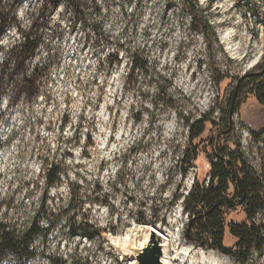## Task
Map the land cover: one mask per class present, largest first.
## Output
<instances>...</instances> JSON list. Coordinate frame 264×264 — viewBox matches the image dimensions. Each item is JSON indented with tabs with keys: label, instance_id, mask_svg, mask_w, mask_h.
I'll use <instances>...</instances> for the list:
<instances>
[{
	"label": "rangeland",
	"instance_id": "obj_1",
	"mask_svg": "<svg viewBox=\"0 0 264 264\" xmlns=\"http://www.w3.org/2000/svg\"><path fill=\"white\" fill-rule=\"evenodd\" d=\"M195 1L218 44L192 30V0H0V221L17 231L32 221L52 227L33 239L24 264H128L114 242L149 226L175 233L168 256L191 264L179 255L195 248L185 198L195 179L208 185V155L225 137L207 124L191 143L185 121L217 122L229 84L264 64V0ZM23 34L40 44L12 74L4 63ZM29 73L36 96L10 105ZM231 123L230 147L264 176V107L248 97ZM49 165L60 182L45 192ZM245 220L239 210L226 217ZM251 222L263 225V214ZM80 223L89 236L73 234ZM234 243L226 230L224 246ZM198 249L212 262L195 256V264H241ZM245 264H264V247Z\"/></svg>",
	"mask_w": 264,
	"mask_h": 264
},
{
	"label": "trees",
	"instance_id": "obj_2",
	"mask_svg": "<svg viewBox=\"0 0 264 264\" xmlns=\"http://www.w3.org/2000/svg\"><path fill=\"white\" fill-rule=\"evenodd\" d=\"M50 1L57 2V0ZM192 1L198 14L194 17L192 30L212 36L214 42L218 44L217 36L212 27L208 25L204 12L197 7L195 0ZM4 26L5 22L1 20L0 32L5 28ZM22 39V42L8 53L4 63V68L12 65V74L16 69L21 70L25 66V60L34 54L40 44V41H31L28 35L23 34ZM136 68L142 70L144 64L135 63L131 69ZM263 70L264 64L261 68L257 67L229 84L228 97L223 98L222 103L217 106L220 113L217 122H209L206 117L198 121L190 119L185 121L191 135V143L202 136L207 124H210L211 129H216L219 137H225L223 145L217 149L214 148L213 152L208 155L210 160L208 185L204 186V183L195 179L191 191L185 198L183 209L189 214V225L185 238L194 246L203 248L207 246L241 264H245L253 252L260 251L264 247V223L263 225H254L251 222L258 213L264 216V176L246 165L243 155L237 147H230L231 143L236 145L232 136L231 118L234 114L239 113L248 97H252L260 106L264 107ZM8 78L10 79V76ZM35 83L36 77L30 73L20 75L16 85L17 96L11 102L9 101L10 105L22 97L33 99L37 94ZM251 135L255 140H259L262 131L251 132ZM214 143L215 140L211 138L210 146ZM196 153L197 149L192 155H185L186 160H195ZM43 170L42 178L46 192L49 187L60 182L61 171L54 168L53 165H49L48 168L44 167ZM231 188L232 192L230 193ZM238 210L246 216L245 222L227 223L228 214ZM46 225L45 228H42L32 221L26 229L17 231L8 223L0 221V264H12L6 260L9 256L14 264H24L32 257L30 246L33 239L36 237L44 239L52 228L47 223ZM91 229L90 225L80 223L73 234L86 237L89 236L88 231ZM192 229L197 231L195 235L189 234ZM226 230L235 239L232 247H225L223 244Z\"/></svg>",
	"mask_w": 264,
	"mask_h": 264
},
{
	"label": "water",
	"instance_id": "obj_3",
	"mask_svg": "<svg viewBox=\"0 0 264 264\" xmlns=\"http://www.w3.org/2000/svg\"><path fill=\"white\" fill-rule=\"evenodd\" d=\"M142 229L138 230L139 235L128 240L129 245L124 249L114 245L121 260L131 264H169L164 236L152 226Z\"/></svg>",
	"mask_w": 264,
	"mask_h": 264
},
{
	"label": "bare ground",
	"instance_id": "obj_4",
	"mask_svg": "<svg viewBox=\"0 0 264 264\" xmlns=\"http://www.w3.org/2000/svg\"><path fill=\"white\" fill-rule=\"evenodd\" d=\"M229 34V33H228ZM228 34L225 36L224 35V37L221 39V41H222V43L223 44H225V45H227V39H228ZM226 47V46H225ZM234 47V46H233ZM227 48H228V46H227ZM230 49V48H229ZM232 50V49H231ZM234 50V49H233ZM239 56V55H238ZM179 214V213H178ZM178 214H176L175 216H174V220L173 221H176L177 219H178ZM139 229V228H138ZM131 232V231H130ZM169 232V236H170V239L172 240V242L175 240L174 239V237H175V233H173L172 231H168ZM128 234L129 233H127V236H125V237H122L121 239H118L117 241H115L114 242V245H119L121 248H125V247H127V245H129V243H128V239H127V237H128ZM173 234V235H172ZM170 243V242H169ZM175 246V245H174ZM166 247H167V256H168V254H170L169 253V249H168V242L166 243ZM170 248V247H169ZM173 251V250H172ZM173 255V254H172ZM179 255H181V258L182 257H186V258H188V260L190 261V263L191 264H195L196 263V261H195V256H199L200 258H201V262H208V263H211L212 262V258L211 257H204V252L203 251H201V249H198V248H194V247H184L183 249H181V251L179 252ZM179 255H177L176 257H178L179 258ZM181 258H179V259H181ZM214 258V257H213ZM168 259L171 261V263L172 264H175L174 262H176L177 260H175L176 258H175V256H174V258H171V257H169L168 256ZM178 259V260H179ZM187 261V260H186ZM124 262H127V261H124ZM128 264H131V263H129L128 262ZM184 264V263H183Z\"/></svg>",
	"mask_w": 264,
	"mask_h": 264
},
{
	"label": "built area",
	"instance_id": "obj_5",
	"mask_svg": "<svg viewBox=\"0 0 264 264\" xmlns=\"http://www.w3.org/2000/svg\"><path fill=\"white\" fill-rule=\"evenodd\" d=\"M254 219V218H253ZM253 219L251 220V221H253ZM155 229H157V231H159L163 236H164V238H165V240L167 241V242H169V241H172L171 239H170V236H169V232H168V230H166V229H160L159 227L158 228H156L155 227ZM168 263L169 264H172L171 263V261L168 259ZM124 264H127V263H124ZM176 264V263H175Z\"/></svg>",
	"mask_w": 264,
	"mask_h": 264
}]
</instances>
